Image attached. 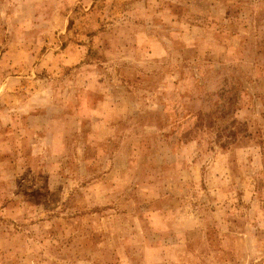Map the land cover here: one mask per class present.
Returning a JSON list of instances; mask_svg holds the SVG:
<instances>
[{
	"label": "rangeland",
	"instance_id": "rangeland-1",
	"mask_svg": "<svg viewBox=\"0 0 264 264\" xmlns=\"http://www.w3.org/2000/svg\"><path fill=\"white\" fill-rule=\"evenodd\" d=\"M0 264H264V0H0Z\"/></svg>",
	"mask_w": 264,
	"mask_h": 264
}]
</instances>
